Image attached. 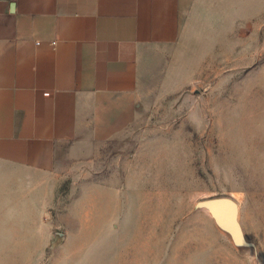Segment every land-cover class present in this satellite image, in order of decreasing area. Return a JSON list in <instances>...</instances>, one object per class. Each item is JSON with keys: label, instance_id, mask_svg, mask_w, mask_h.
I'll return each mask as SVG.
<instances>
[{"label": "rangeland", "instance_id": "obj_1", "mask_svg": "<svg viewBox=\"0 0 264 264\" xmlns=\"http://www.w3.org/2000/svg\"><path fill=\"white\" fill-rule=\"evenodd\" d=\"M162 68L92 153L0 168V264H264V0H208ZM234 191L249 244L200 204Z\"/></svg>", "mask_w": 264, "mask_h": 264}, {"label": "crops", "instance_id": "obj_2", "mask_svg": "<svg viewBox=\"0 0 264 264\" xmlns=\"http://www.w3.org/2000/svg\"><path fill=\"white\" fill-rule=\"evenodd\" d=\"M207 1L0 0V168L46 177L127 128Z\"/></svg>", "mask_w": 264, "mask_h": 264}, {"label": "water", "instance_id": "obj_3", "mask_svg": "<svg viewBox=\"0 0 264 264\" xmlns=\"http://www.w3.org/2000/svg\"><path fill=\"white\" fill-rule=\"evenodd\" d=\"M234 198V195L210 197L200 201V204L209 207L216 220L229 229L236 240L243 244H249L245 239L238 215L240 205Z\"/></svg>", "mask_w": 264, "mask_h": 264}, {"label": "bare ground", "instance_id": "obj_4", "mask_svg": "<svg viewBox=\"0 0 264 264\" xmlns=\"http://www.w3.org/2000/svg\"><path fill=\"white\" fill-rule=\"evenodd\" d=\"M233 194H234V196L236 197V198H234V199L237 201V204L240 205L239 201L242 200V192H241V191H234ZM237 199H238V200H237ZM206 208H207V209L210 211V213L212 214L210 208H209V207H206ZM212 215H213V214H212ZM238 215H239V214H238Z\"/></svg>", "mask_w": 264, "mask_h": 264}]
</instances>
